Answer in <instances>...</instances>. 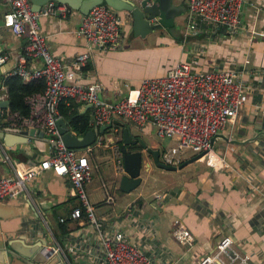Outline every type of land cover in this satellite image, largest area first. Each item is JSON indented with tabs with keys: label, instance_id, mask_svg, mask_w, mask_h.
I'll return each mask as SVG.
<instances>
[{
	"label": "crops",
	"instance_id": "crops-1",
	"mask_svg": "<svg viewBox=\"0 0 264 264\" xmlns=\"http://www.w3.org/2000/svg\"><path fill=\"white\" fill-rule=\"evenodd\" d=\"M173 2L185 9L173 23L181 39L163 27L146 35L139 34L134 29L131 14L122 9L124 24L119 44L95 48L79 79L100 82L103 98L119 100L138 88L143 78L164 74L179 62L196 59L195 69L233 67L239 71V78L250 86V91L236 121L222 132L243 140L264 130V0L244 1L238 30L230 32L222 27L199 24L195 36L186 39H182V32L187 18V0ZM8 8V3L0 0V53L9 56L0 63V99H8L4 81L12 74L16 56L25 52L27 40L4 25L3 15ZM83 15L67 5L65 12L42 15L39 19L51 51L66 63L87 48V41L77 32ZM25 60L30 66L42 64L41 57L26 55ZM8 108L1 111L0 129L8 126L18 130L22 141L7 145L0 136V176L12 174L6 155L26 163L37 162L54 149L46 134H40L42 129L18 128L11 124L12 119L2 118ZM79 108L92 117L88 104H80ZM118 121L113 120L106 129L92 124V128H99L96 142L90 145L91 149L81 150L92 165L87 192L99 219L124 231L131 242L143 247L151 264H198L226 238L234 240L251 264H264V135L243 144L217 138L213 149L223 154L232 167L229 164L225 168L216 167V156L205 155L173 171L175 179L171 186L157 188L142 173V183L126 192L120 188V178L115 171L117 143L114 139L122 130ZM124 124L143 140L142 131L155 133L152 126L141 130L133 123ZM133 125L138 127L137 132ZM159 139L166 143L148 145L162 154L170 138ZM195 154L185 150L184 160ZM114 160L112 169L110 163ZM145 161L151 162L147 157ZM29 188L27 196L0 201V264H63L57 253L45 255L49 252L47 246L54 242L65 247L73 264H96L93 256L98 243L92 224L70 218L78 202L70 179L46 169L30 181ZM177 223L190 230L191 245L177 240L174 234ZM66 241L73 250L68 249ZM15 250L24 259L10 258L9 255L18 254Z\"/></svg>",
	"mask_w": 264,
	"mask_h": 264
},
{
	"label": "built area",
	"instance_id": "built-area-1",
	"mask_svg": "<svg viewBox=\"0 0 264 264\" xmlns=\"http://www.w3.org/2000/svg\"><path fill=\"white\" fill-rule=\"evenodd\" d=\"M5 1L9 8L3 15L4 25L16 36L27 38L25 52L16 56L12 74L20 75L26 82L33 79L45 82L43 91L26 96L29 113L15 112L11 124L18 128L42 129L54 149L37 162L26 163L6 155L12 174L0 176V201L7 197L29 195L30 181L44 170L52 169L59 176H67L73 184L78 202L72 208L70 218L80 223H90L94 228L98 243L97 253L93 256L96 264H151V258L143 247L131 242L124 231L111 227L96 216L87 192L92 165L81 150L65 144L57 125V120L61 118L60 101L73 99L80 104L91 105V124L96 126H103L115 119L133 123L141 130L152 126L157 136L173 140L164 146L160 154L168 164L182 163L188 146L196 154L205 152L204 156L215 155L219 161V164L215 162V166L220 168L224 162L213 149L212 138L236 121L250 86L239 78L236 68L211 66L195 69L197 60L192 59L169 67L164 74L143 78L138 88L132 89L128 96L119 100L105 99L101 96L100 82H85L79 79V75L95 48L119 44L124 24L120 10L107 3H99L84 14L77 32L87 41V48L66 63L51 51L47 36L40 29L39 19L42 15L65 12L67 5L49 0L39 11H35L31 0ZM244 1L187 0V18L182 32L184 39L199 29V21L212 27H226L230 32L238 30ZM127 14L131 13L127 11ZM26 55L41 57L42 64L27 65ZM8 57V54L0 53V63ZM115 156L117 170H121L123 162L117 145ZM61 220L65 218L61 217ZM174 230L177 240L186 245L193 243L192 234L184 224L177 223ZM66 242L68 249L73 250L71 243ZM47 247V251L58 254L63 264H73L61 243L54 242ZM236 262L251 264L247 255L235 246L234 240L226 238L198 264Z\"/></svg>",
	"mask_w": 264,
	"mask_h": 264
},
{
	"label": "water",
	"instance_id": "water-1",
	"mask_svg": "<svg viewBox=\"0 0 264 264\" xmlns=\"http://www.w3.org/2000/svg\"><path fill=\"white\" fill-rule=\"evenodd\" d=\"M49 0H31L32 8L35 11H39L40 8ZM58 2L65 3L72 8L80 10L83 14H87L89 10L96 4L105 1L108 5L118 10H128L131 13L134 29L141 35L149 34L157 28H166L175 37L180 38L181 34L177 31L174 23L175 17L182 13L183 7L174 4L173 0H56ZM224 31H227L226 27H222ZM9 99H0V115L4 108H8ZM91 107V105H89ZM111 123L101 126V129H106ZM57 125L65 144L68 147L76 150H83L88 146L96 142L97 133L99 128H92L83 135H77L69 129L67 123L63 118L57 120ZM121 143H117V146L122 157L123 168L121 170L116 169V175L120 178V188L123 191L129 192L137 188L143 181L141 175L142 169L146 171L150 170L151 162L146 163V154H149V158L152 162H155L158 166L177 170L183 166L195 161L198 158L204 156L205 152H199L192 158L184 160L179 165L168 164L164 162L160 157L159 150L152 148L147 142L139 135L133 134L129 125L125 124L121 132ZM118 133V134H119ZM40 134H44L43 131ZM117 135V133H113ZM264 135V130L257 131L253 137H249L243 140L237 138H230L225 132H218L212 138V146L217 138L232 143L243 144L248 140H255L258 136ZM0 136L5 140L7 145H13L17 142H21V133L11 127L6 126L3 130L0 129ZM145 158V159H144ZM18 254L15 256L16 259H24L17 250ZM47 252L45 255L50 254Z\"/></svg>",
	"mask_w": 264,
	"mask_h": 264
},
{
	"label": "trees",
	"instance_id": "trees-1",
	"mask_svg": "<svg viewBox=\"0 0 264 264\" xmlns=\"http://www.w3.org/2000/svg\"><path fill=\"white\" fill-rule=\"evenodd\" d=\"M103 4L106 2L103 1ZM199 24H206L199 21ZM210 25V24H206ZM211 26V25H210ZM194 34H190L187 38H191ZM184 36L182 37V39ZM181 39V37H180ZM7 87V97L9 99L8 112L4 111L2 118H14V113L19 112L22 114H28L30 109L26 102V96L29 94L41 92L45 88V82L41 79H33L29 82L23 80L18 74H10L4 81ZM59 113L61 118L65 120L70 130L77 135H83L88 130L92 129L91 116L88 111L82 112L80 110V103L73 99H62L59 103ZM121 129L125 126L124 121L117 122ZM121 136V134H120ZM117 143H121V138L117 140Z\"/></svg>",
	"mask_w": 264,
	"mask_h": 264
},
{
	"label": "rangeland",
	"instance_id": "rangeland-1",
	"mask_svg": "<svg viewBox=\"0 0 264 264\" xmlns=\"http://www.w3.org/2000/svg\"><path fill=\"white\" fill-rule=\"evenodd\" d=\"M185 24H186V22H185ZM185 26V25H184ZM135 125H133V130L135 131V132H137L136 131V128L138 129V127H134ZM141 134L143 135V137H144V140L148 143V144H156V145H162V144H164V143H166V142H164V141H161L160 142V139H159V137L153 132H149V131H142L141 132ZM120 136V135H119ZM170 138V137H169ZM171 138H170V140H168L167 139V143L168 144H170V142H171ZM116 145V144H115ZM165 145H167V144H165ZM164 146V145H163ZM186 152L187 153H191V154H195V152L190 148V147H186ZM220 154V153H219ZM220 156L222 157V159H223V162H224V168L225 167H228V165L227 164H229L230 165V167H232V165L226 160V157L223 155V154H220ZM147 157V160H151V163H152V159H150L148 156H146ZM215 162L217 163V164H219V161H218V159H216L215 160ZM110 165H111V168L113 169L114 168V166H115V160H114V162H111L110 163ZM151 165H154L153 167H152V169L151 170H148V171H146L145 169H142V171H141V175H142V173H143V175H144V177H146L147 178V180L153 185V186H156L157 188H161L162 189V187L165 185V186H171V185H173L174 184V176H173V171H175V170H171V169H167V168H164V167H161V166H158L157 164H151ZM116 171V170H115ZM114 171V172H115ZM163 181H165V183H163ZM161 192H162V190H161Z\"/></svg>",
	"mask_w": 264,
	"mask_h": 264
}]
</instances>
